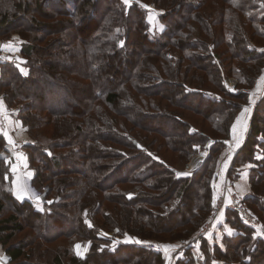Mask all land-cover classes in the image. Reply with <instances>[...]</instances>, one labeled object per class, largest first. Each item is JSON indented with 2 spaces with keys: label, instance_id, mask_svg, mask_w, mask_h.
Here are the masks:
<instances>
[{
  "label": "trees",
  "instance_id": "16d2710c",
  "mask_svg": "<svg viewBox=\"0 0 264 264\" xmlns=\"http://www.w3.org/2000/svg\"><path fill=\"white\" fill-rule=\"evenodd\" d=\"M209 3L212 13L206 10ZM143 4L164 13L152 23L154 12ZM213 12L214 26L204 21ZM193 20L199 22L201 35L194 31L180 39V29ZM0 40L20 44L26 58L27 75L13 62L1 64L0 95L34 140L27 146L35 172L32 184L38 191L48 184L51 201L44 214L31 201L13 196V150L0 134V243L7 245L27 228L35 233L28 243L7 247L8 263L165 264L164 255L146 242H185L198 234L213 211L216 163L226 145L216 143L208 163L183 176V169L151 152L148 136L162 137L165 149L181 161L209 139L230 137L250 94L228 91L226 62L241 89L254 88L264 67V0H133L130 7L123 0H0ZM174 49H183L181 60L196 67L202 68L192 57L203 59L212 68L208 79L218 85L217 91L205 90L200 75L193 83L197 88L190 87L186 71L191 70L172 67L173 59H167ZM237 61L247 67L240 69ZM178 71L181 81L173 79ZM163 97L173 113L174 107L191 111L209 130L162 111ZM161 119L173 127L166 129ZM40 127L51 135H35ZM257 153L263 159L257 160ZM247 162L257 167L251 171L252 191L245 200L264 216V97L255 108L246 144L235 156L230 180L237 179L238 168ZM112 202L122 208L111 221L103 208ZM6 206L10 214L3 217ZM227 212L241 234L226 238L225 259L230 264H264V240L255 238L236 212ZM116 229L119 234L114 236ZM101 230L113 239L128 236L142 243L123 242L112 249L110 237ZM63 237L71 243L39 250L38 241ZM78 242L89 244L84 257L74 251ZM28 246L37 255L27 253ZM207 246L203 244L204 252ZM187 254L188 261L179 264H195L190 250Z\"/></svg>",
  "mask_w": 264,
  "mask_h": 264
},
{
  "label": "crops",
  "instance_id": "0c3cea01",
  "mask_svg": "<svg viewBox=\"0 0 264 264\" xmlns=\"http://www.w3.org/2000/svg\"><path fill=\"white\" fill-rule=\"evenodd\" d=\"M22 47L15 41L0 40V77L1 64L6 62H13L23 75L28 74L26 68V58L22 55ZM264 96V69L260 75L256 85L250 91L249 101L242 108L238 117L236 118L229 139L233 141L234 149L237 152L223 150L218 158L217 170L215 171V180L213 185L215 190L220 189L221 186H231L239 193L246 197L251 193V171L257 165L255 163L247 162L240 166L237 172V179L230 180V170L235 159L236 154L246 144L255 108L259 101ZM247 109V111H244ZM15 109L7 107L4 99L0 95V134L4 135L8 143L12 146V193L13 196L20 202L24 201H41L42 197L32 184L35 173L30 167L26 148L33 144L34 141L29 137L26 128L15 119ZM227 147V146H226ZM256 159H263L261 153L256 154ZM183 176H189L190 173L182 172ZM230 182V183H229ZM34 192V193H33ZM43 200V199H42ZM35 204V203H34ZM228 209L222 210L211 221V226L204 229L200 228L198 234L185 242L178 241L174 243H165L162 245V254L165 257V264H179L180 262L188 261L187 251H191L195 257V264H230L225 256L227 254L226 238L239 236L241 233L238 229V223L229 214ZM213 214V213H212ZM212 217V216H211ZM210 216L206 223L210 221ZM203 229V230H202ZM202 230V232H201ZM253 230V229H252ZM254 231V237L263 239L264 235L258 236ZM256 232V233H255ZM259 234V233H258ZM261 235V234H260ZM127 242H137L141 244L142 241L138 239H123ZM206 243L208 248L204 252L203 244ZM87 251V249H86ZM81 257H84L86 252H77ZM207 253V254H206ZM207 258V260H206ZM231 264H237L235 262Z\"/></svg>",
  "mask_w": 264,
  "mask_h": 264
},
{
  "label": "rangeland",
  "instance_id": "374dc122",
  "mask_svg": "<svg viewBox=\"0 0 264 264\" xmlns=\"http://www.w3.org/2000/svg\"><path fill=\"white\" fill-rule=\"evenodd\" d=\"M215 1H219V0H215ZM123 2L125 3V5L127 6V7H130L131 5H132V2H133V0H123ZM143 6L148 10V11H152V12H154V14H152V16H151V21H152V23H155V21L157 20V16H159V15H161V14H163L164 13V11L163 10H158V9H156L155 8V6L154 5H152V4H143ZM217 5H215L214 4V8H215V12H216V10H218L219 8L218 7H216ZM207 12H210V13H212V7L210 6V3L208 4V6H207ZM215 12H213V14L211 15V16H213V17H208V16H206V17H204V21H207V22H209V24H211V25H213V22H214V14H215ZM22 14H24V13H22ZM21 16H23V15H21ZM199 16V15H198ZM201 19V18H200ZM241 21L243 22V20H242V18H241ZM214 26V25H213ZM244 26V25H243ZM245 29H247L246 30V33H247V35H248V37H250L251 38V34L249 35L248 33H250V29H251V27H250V25H248V28L247 27H245ZM180 31H181V35H184V36H182L180 39H184V41L186 40V38H187V36L190 34V35H192V33L194 32V31H197L198 33H197V35H201L200 33H199V31H201L200 30V24H199V22L196 20H193V21H189L188 22V24L187 25H185V27H183V28H181L180 29ZM196 35V34H195ZM207 39H209V37H206ZM175 39H178V38H175ZM4 41V40H3ZM5 41H12V40H5ZM190 41V40H189ZM262 44H263V41H262ZM261 44V45H262ZM181 46H184V44L183 43H181ZM262 48H260V50L262 51V49L264 50V46H261ZM181 49V48H180ZM174 51H175V53H172V55L174 56V54L178 57V60L176 59V58H174L173 56H169L167 59L169 60V59H173L172 61H174L173 63H171V65H172V67H176V68H179L180 67V70L181 71H185V70H187V69H189V71L190 72H188V70L186 71V80L188 81V79H190V81H188L187 82V84L190 86V87H196V84H193L194 82H198L199 81V79L197 78V76L198 75H200L202 78L204 77V79L206 80V88H204L205 90H207V91H212V90H214V91H217V86L218 85H216V84H213V81H209V79H208V77H210V74H209V70H211L212 68H209V66H208V64H205L204 65V63H203V59H199V60H197L195 57H192V59L190 60V61H192L193 63H194V60L195 61H197L201 66H202V68H200V67H196L194 64L192 65V63L191 62H189L188 60H185V61H182L181 60V57H182V55H183V53H185V51L182 49V50H177V49H174ZM161 61H162V63H165V61H164V58H162L161 59ZM171 61V60H170ZM192 66V67H190V66ZM236 65H237V67H240V69L241 68H243V67H247V64H245V63H243L242 61L241 62H239V61H237L236 62ZM249 65V64H248ZM252 65V64H251ZM250 66V65H249ZM196 67V68H195ZM187 68V69H186ZM239 69V70H240ZM263 69H264V67H263ZM263 69L261 70V71H259V72H261V74H262V71H263ZM226 71H227V75H228V77H226V79H225V86H226V88L228 89V91L229 92H231V93H234V94H236L235 92H237V93H239L240 92V87H239V82H238V79H237V77H238V75H236V73L234 72L233 73V68H232V66H231V64H230V62H226ZM188 73V74H187ZM192 75H194V78H193V76ZM42 76H45V75H42ZM176 77H178L179 78V80L181 81V72L180 71H178V75L177 76H175L173 79H178V78H176ZM198 80V81H197ZM41 83V82H40ZM233 84H236L235 86L236 87H232V86H234ZM197 88V87H196ZM200 88V87H199ZM253 88H251V89H241V90H244V91H246V94H249V92L252 90ZM177 90H179V89H177ZM177 90H176V94H178L179 92H177ZM232 90H234V91H232ZM164 94L166 95V96H168L169 94H170V92H169V90H165L164 91ZM165 96V97H166ZM264 97V96H263ZM166 99V100H165ZM167 101V102H166ZM169 101H168V99L167 98H164L163 97V101H162V103H163V105H162V111H166V112H168V113H172V114H179V116H182V118L184 119V120H187V121H189L191 124H193V125H197V126H199V127H201V126H204L206 129H208L209 130V125H206V124H204V123H202L201 122V120H199V118L198 117H196V115H194L191 111H188V110H182V109H178V111H180V113L176 110V107H174L173 108V111H174V113L172 112V108L169 106L170 105V103H168ZM146 111H148V110H146ZM108 113H109V115H111L113 118H115V115L113 114V113H111L110 111H108ZM240 113V112H239ZM239 115V114H238ZM119 117V116H118ZM238 117V116H237ZM236 117V118H237ZM121 118V117H120ZM121 119H123V118H121ZM161 122L160 123H162L163 124V126L167 129L168 127H170L171 126V124H169V123H171L170 122V120H168V119H161L160 120ZM149 123V122H148ZM150 123H151V125H153V126H156L157 125V122H155L154 120H150ZM100 125H102L101 123H99ZM23 126V125H22ZM24 127V126H23ZM171 127H173V125L171 126ZM24 128H26V127H24ZM170 129V128H169ZM26 130H27V133H28V135H29V137L33 140V138H32V136L29 134V132H28V129L26 128ZM207 130V131H208ZM37 133H42V134H47V135H51V133H52V131H49L48 129L47 130H44L42 127H40V128H36L35 129V135H37ZM148 137H150L151 138V143H149V145L151 146V148H149V149H152V153H154L155 155H157L159 158H163V159H165V160H167L169 163H171L173 166H176V167H178V168H180V169H183V170H185V173H190V175L192 174V173H194V172H196V171H199L204 165H206L208 162V158L211 156V151H212V149H211V151H210V154L208 155V157H207V159L204 161V163H203V165L200 167V168H198V169H196L195 171H192V172H188L186 169H191L190 168V161H191V159L193 158V156L195 155V154H198L201 150H203V148L204 147H201L196 153H194L190 158H188V159H185V160H179L177 157V155L176 154H174V153H172L171 151H167L166 149H165V147H164V144H163V139H162V137H159V136H156V135H154L153 134V136H148ZM154 139H155V141H154ZM215 139H217V138H215ZM218 139H229V138H224V137H220V138H218ZM210 140V139H209ZM34 141V140H33ZM152 142H154V143H152ZM207 142V141H206ZM205 142V143H206ZM231 142H233V141H231ZM205 145V144H204ZM203 145V146H204ZM12 147V146H11ZM225 149L226 150H230L231 151V153H236L237 151V149L235 148L234 149V145H233V143H232V147H225ZM224 149V150H225ZM13 150V149H12ZM154 150V151H153ZM223 151V150H222ZM26 152H27V155H28V150H27V148H26ZM150 152V151H149ZM177 156V157H176ZM210 160V159H209ZM217 163H218V161H217ZM217 163H216V170H217ZM208 166V165H207ZM32 168V167H31ZM33 170V169H32ZM215 170V171H216ZM34 171V170H33ZM35 173V172H34ZM34 180V179H33ZM214 180H215V178H214ZM230 183V182H229ZM229 185V187H230V189L232 190V191H234V192H237V193H239L237 190H235L232 186H231V184H228ZM128 186H135V187H143V186H141V185H137V184H129ZM225 186H221L220 187V189H218V190H215V194H214V199H213V211H212V213L214 212V203H215V199H216V195H217V193L220 191V190H222L223 188H224ZM38 191V190H37ZM48 192H49V185L48 184H46V185H44V188L41 190V191H38V193H39V195H41V197H42V199H41V201H35V200H31V202L32 203H35V205H34V207H35V209H36V211H38V212H40V213H46L45 211L47 210L46 208H45V204L48 202V203H51V201L49 200L50 198L48 197ZM34 193V192H33ZM239 194H241V193H239ZM241 195H243V194H241ZM244 197H246L245 195H243ZM49 200V201H48ZM94 202V201H93ZM113 207H117V209H113ZM249 207V206H248ZM122 208V205L118 202H112V203H110V204H105V206H104V210L105 211H107L106 213H109V215H111L110 217V219H111V221L113 220V219H116V216H117V218H118V214H117V212H119L120 211V209ZM249 209L253 212V214H255V216L260 220V222L263 224V226H264V216H262V214L260 213V212H256L253 208V210L249 207ZM212 213H211V215H210V218H212L213 217V215H212ZM10 214V207H8V206H6V209H5V211H4V213H2L1 214V216H3V217H7L8 215ZM212 216V217H211ZM173 220V219H172ZM165 222H167V224H171L172 223V221L169 223V221H165ZM66 223V225H69V223L66 221L65 222ZM160 223H162V221L160 222ZM206 225H207V223L205 222L204 223V226L206 227ZM172 226L173 225H168L166 228H172ZM204 226H203V229H204ZM48 228V227H47ZM34 228H27L24 232H22V233H17L10 241H9V243L7 244V245H5V246H2V244L0 243V264H9L8 262H9V260H10V257L7 255V253H6V249H7V247H10V246H16V245H21V243L22 242H29V241H31L32 239H31V236H33L35 233H34V230H33ZM202 229V230H203ZM202 230H201V232H202ZM256 231V230H255ZM101 232L103 233V234H106V233H104L105 231H102L101 230ZM115 233H113L114 234V236H117L118 234H119V232H118V230L116 229L115 231H114ZM258 233H256L258 236H262V235H264V233L263 232H260V231H257ZM253 233H254V231H253ZM261 234V235H260ZM156 235V234H155ZM106 236H109L110 237V239H111V245H112V249H115L117 246H118V244H122L123 242L124 243H127V241H125V240H123V239H132V238H130V237H125V238H123L122 240L120 239V238H116V237H114L115 239H113L111 236H112V234L111 233H108V234H106ZM150 236L151 237H153L154 235L153 234H150ZM79 239V238H78ZM139 240V239H138ZM190 240H191V238H190ZM189 240V241H190ZM178 241H182V240H178V239H176V240H172V241H170V240H167V241H165V242H160V241H158L157 240V238H149L148 239V242H146V244H147V246L149 245V244H151V245H153V246H156L155 248H152V250H155V251H157V252H161L162 253V245L163 244H165V243H174V242H178ZM1 242V241H0ZM40 242V244H38V246H39V250H52V249H59L60 247H62L63 245H65V244H68V243H71V241L68 239V238H66V237H63V238H59V239H57V240H54L52 243H47V242H43V241H38L37 243H39ZM77 242V240L75 241V243ZM83 243V242H82ZM142 243V242H141ZM87 243H84V244H81L80 242H78L77 244H75V247H74V251L75 252H80V253H85L86 252V249L88 248V245L89 244H87ZM36 245V244H35ZM77 246H80L79 248H77ZM33 248H34V246H28L27 247V253L30 251V253L31 254H35V255H37V252H34L33 251Z\"/></svg>",
  "mask_w": 264,
  "mask_h": 264
},
{
  "label": "built area",
  "instance_id": "2783aa9c",
  "mask_svg": "<svg viewBox=\"0 0 264 264\" xmlns=\"http://www.w3.org/2000/svg\"><path fill=\"white\" fill-rule=\"evenodd\" d=\"M262 51H264L262 49ZM236 87V84H233ZM234 91V90H232ZM242 93H246L244 90H240ZM237 93V92H235ZM250 94V92H249ZM216 143H223L227 147H232V142L230 139H210L203 146V150H201L198 154H195L190 161V168L186 169L188 172L195 171L200 168L204 161L207 159L210 154L211 149L214 147ZM230 209L237 213L239 219L248 227L253 230L260 231L264 233V226L260 222V220L253 214V212L249 209L245 197L237 192H234L230 189L229 185L225 186L222 190H220L215 199L214 203V212L213 217L207 223V227L211 226V221L219 214L222 210ZM150 249L155 248L151 244L148 245Z\"/></svg>",
  "mask_w": 264,
  "mask_h": 264
},
{
  "label": "snow or ice",
  "instance_id": "6c2138e0",
  "mask_svg": "<svg viewBox=\"0 0 264 264\" xmlns=\"http://www.w3.org/2000/svg\"><path fill=\"white\" fill-rule=\"evenodd\" d=\"M244 111H247V109H245ZM80 246H77V248H79Z\"/></svg>",
  "mask_w": 264,
  "mask_h": 264
}]
</instances>
